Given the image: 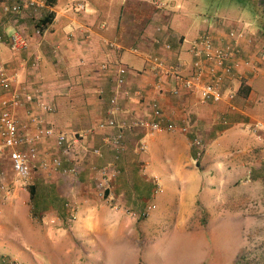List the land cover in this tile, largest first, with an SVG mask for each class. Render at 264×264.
I'll use <instances>...</instances> for the list:
<instances>
[{"label": "crops", "instance_id": "1", "mask_svg": "<svg viewBox=\"0 0 264 264\" xmlns=\"http://www.w3.org/2000/svg\"><path fill=\"white\" fill-rule=\"evenodd\" d=\"M17 1L21 0H0V33L4 36L0 41V64L11 81L8 90L0 85V111L2 102L10 98L13 90L22 95L45 90L54 110L42 113V126L63 133L66 142L57 146L50 138L38 144L44 159L59 156L62 164L55 169L57 172L35 168L30 179L38 191L32 186V194L21 193L23 183L12 170L8 153L0 154V255H28L24 241L11 240L7 233V221L18 216L19 204L26 199L34 201L30 204L35 214L44 217L47 213L56 224L67 214L74 218L76 215L69 230L64 224L57 228L49 225L46 229L31 225L29 232L52 240L70 237L67 247L72 240L84 239L98 244L102 252L104 244L117 241L121 231L129 232L135 241L139 239L134 230L138 225L143 240L138 255H151L157 230L168 225L178 233L199 225L198 205L209 213L210 223V213L217 211L221 193L227 218L247 222L242 205L246 196L254 194L259 206L264 200V131L255 133L248 128L254 120L264 122L256 115L259 91L254 87L255 80L264 72V0H252L257 1L260 26L255 28L226 17H213L206 19L207 23L188 44L185 35L172 26L175 17L166 0H161V9L152 6L150 0H121L117 22L112 11L103 10L104 6H113L106 0H82L86 4L84 12L64 11L62 7L67 0H54L50 4L53 16L40 33L35 32L36 25L48 10L36 12L25 7L20 12L3 11L4 4ZM237 28L247 38L239 41L243 53L236 58L240 60L237 67L240 76L228 84L235 93L232 102L235 109L228 107L226 99L201 103L199 93L188 90L159 96L154 75L146 67V55H159L179 66L180 73L189 75L192 40L208 32L215 43L224 46L229 43L226 32ZM16 32L22 35L25 47H11L9 39ZM131 47L138 52H132ZM245 60L249 63L244 64ZM119 64L127 67L125 87L132 92L140 91V96H124L117 90ZM167 81L173 83L171 79ZM114 94L118 109L111 112L110 100ZM152 98L158 99L164 115L162 124L173 123L175 130L150 133L139 127L121 126V122L152 119L149 105ZM24 108L16 109L19 120L26 119ZM108 119L115 120L114 127L96 128L97 123ZM182 126L187 127L186 132L180 130ZM118 132L123 134L120 150L108 146L104 138ZM193 138L203 142L200 153L192 144ZM93 167H106L111 178L105 197L97 192L95 185L101 177ZM72 168L76 171L71 172ZM156 184L160 192H155ZM163 191L157 213L153 216L150 213L143 220L129 218L132 211H142L149 199H155ZM37 195L41 199L36 200ZM11 196H16L15 200L8 201ZM31 211L30 208L24 217ZM6 212L11 214L7 219ZM45 218L42 220L49 222ZM177 236L174 235L175 239ZM28 243L30 247L39 245L33 239ZM140 262L150 264L142 259Z\"/></svg>", "mask_w": 264, "mask_h": 264}, {"label": "rangeland", "instance_id": "2", "mask_svg": "<svg viewBox=\"0 0 264 264\" xmlns=\"http://www.w3.org/2000/svg\"><path fill=\"white\" fill-rule=\"evenodd\" d=\"M166 1L175 17L172 26L185 35L186 40H188L187 44L190 38L194 37L207 23L206 19L209 20L213 17H226L255 28L261 25L259 23L261 22L259 12L255 7L257 1L255 3L252 0ZM106 2L113 6H104L103 10L112 11V18L117 22L122 1L106 0ZM126 9H128V6ZM258 10L260 11L261 8ZM254 87L259 91L256 103V112L258 113L256 115L264 120V72L257 77ZM228 93V91H225L224 95ZM53 172L57 171L54 170ZM20 182L23 183L20 186L21 193L27 191L28 194L32 186L37 188L35 184H31V179L27 182ZM164 193L165 191L156 195L155 199H149V204L155 203L156 205L151 210V214L149 213L151 216L159 211L158 199ZM15 198L16 196H11L8 201L15 200ZM37 198L41 199L39 195H37L36 200ZM219 199L217 203H220V205H218L217 211L210 213L212 218L210 223L208 222L209 213L198 205L197 207H200L198 226H193L191 230L185 228V230L178 233L174 232V227L168 225L157 230L151 243V255H138V248H141L143 243V240L139 237L141 235L138 225L134 230L136 237L139 239L135 241L129 232L121 231L117 241L115 240L112 244H104V252L98 244L88 243L84 239H81V241L70 240V246L67 247L68 238L70 237H63V240L60 238L52 240L51 237L46 236V238H43L42 235L37 233L32 234L29 232L31 231V225L46 229L49 225H55V228H57L64 224L69 230L73 226L76 215L74 218V216L67 214L64 220L62 219L59 224H56L57 222L51 220V217H47V213H45L43 216L49 222H44L42 220L44 217H41V214H35L34 206L31 207L34 201L26 199L24 203L19 204L18 216L14 215V220L7 221V233L8 238L11 240L24 241L23 246L29 251L28 255H0V264H141V259L150 264H264V200L259 206V199L254 194H248L242 204L245 207L247 222L240 223L239 221H230L227 218L223 206V193H221ZM30 202L32 203L30 204ZM30 208L32 211L29 212V216L24 217ZM132 213L133 211L129 218L144 219V217H137ZM5 215L7 219L11 214L6 212ZM59 216L62 217L60 214ZM120 217L124 218L122 215ZM175 234L178 235V239H175ZM31 239L39 245L33 244L30 247L28 242H31ZM72 243L74 244L71 245ZM76 244L77 247H75ZM85 250H88L89 253H85Z\"/></svg>", "mask_w": 264, "mask_h": 264}, {"label": "built area", "instance_id": "3", "mask_svg": "<svg viewBox=\"0 0 264 264\" xmlns=\"http://www.w3.org/2000/svg\"><path fill=\"white\" fill-rule=\"evenodd\" d=\"M150 3L157 9L163 7L161 0H150ZM25 7H30L36 12L44 8L48 10V13H53L50 9L51 5L47 0H21L11 5L4 4L2 9L4 12L14 13L20 12ZM62 9L64 11L84 12L86 10V4L82 0H67ZM35 32H42V28L36 25ZM226 37L229 39V43L224 46L215 43L214 38L208 32L202 33L190 42L189 53L192 56V67L189 75L180 73L178 70L179 66L175 67V64L168 63L166 59L159 55H146V67L154 75V87L159 96L163 94L178 95L181 90H188L193 93L198 92L201 103H217L226 99L228 101V107L235 109V106L232 104L235 93L232 91L231 86L228 87V84L231 80L240 76L237 69L240 60L238 59L237 61L236 58L241 57L243 53L242 47L239 46V41L245 40L247 37L239 28L226 32ZM3 39L4 36L0 33V41ZM9 40L13 49H20L26 46L25 40L18 32L12 34ZM108 44L115 46V43L109 42ZM165 47L169 49L170 45L165 44ZM130 50L134 53L138 52V49L135 47H131ZM248 63V60L244 61V64ZM102 67L105 68L106 65L103 64ZM126 72L127 67L121 64L116 67L117 90L124 96L132 94L140 96V91L136 90L132 92L125 87L124 75ZM169 79L173 81L172 84L168 83L167 80ZM0 85L6 90L11 87L10 77L1 64ZM225 88L229 90L226 98L224 97ZM110 101L111 108L109 111L117 110V94H114ZM27 103L34 104L28 107L26 106ZM149 105L152 111V119H136L130 123L121 122V126H124L126 129L139 127L150 133L160 132L162 130H175L176 127L173 123L162 124L164 115L159 107L157 98H152L149 101ZM22 106L26 107L24 108L26 119L19 120L16 109ZM37 108L38 111L35 112ZM53 110L52 103L47 101V91L45 90L26 95H22L18 90H13L10 98L2 102V109L0 111V154L4 152L8 153L11 168L17 179L22 182H27L30 179L35 168L55 170L62 164L59 156L44 159L38 150V144L43 139L53 138L57 146H62L66 142V137L63 133H57L52 127L42 126V113ZM225 123L227 122L225 121ZM115 124L114 119H108L97 123L96 128H110L114 127ZM248 128L255 133L264 131V122L254 120L249 123ZM180 130L186 132L187 127L182 126ZM87 132H91V130H87ZM122 137V132H118L109 134L104 138L108 146L120 150L122 147ZM192 144L199 149V153L203 150V142L199 138H193ZM141 147L143 148L144 145L142 144ZM93 151L99 153L98 149H94ZM93 170H96L101 177L95 185L97 192L100 196L105 197L104 193L110 184L111 178L107 173L106 167L99 169L93 167ZM70 171L74 172L76 170L72 168ZM160 191V186L156 184L155 192ZM154 208V204H148L142 211L133 212L132 215L146 217Z\"/></svg>", "mask_w": 264, "mask_h": 264}, {"label": "trees", "instance_id": "4", "mask_svg": "<svg viewBox=\"0 0 264 264\" xmlns=\"http://www.w3.org/2000/svg\"><path fill=\"white\" fill-rule=\"evenodd\" d=\"M47 1H48V3L51 4V5H52V3L54 2V0H47ZM52 16H53V13H52V12L48 13L44 18L41 19V21H40L37 25H38L40 28H43V25H44L45 23L49 22V21L51 20ZM30 193H31V194L33 193V189H32V187H31V189H30Z\"/></svg>", "mask_w": 264, "mask_h": 264}]
</instances>
